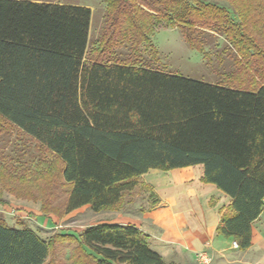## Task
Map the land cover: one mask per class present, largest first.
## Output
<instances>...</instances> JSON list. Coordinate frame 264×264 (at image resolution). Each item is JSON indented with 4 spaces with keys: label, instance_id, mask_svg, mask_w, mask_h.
I'll return each mask as SVG.
<instances>
[{
    "label": "trees",
    "instance_id": "trees-1",
    "mask_svg": "<svg viewBox=\"0 0 264 264\" xmlns=\"http://www.w3.org/2000/svg\"><path fill=\"white\" fill-rule=\"evenodd\" d=\"M107 1L106 33L86 59L89 6L0 0V118L53 158L35 177L50 196L61 189L65 214L115 210L149 170L201 165L203 182L231 199L216 232L245 251L264 209V50L248 23L228 21L226 41L241 58L216 82L113 61L123 41L152 33L144 10L182 30L197 53L198 31L219 32L227 11L199 0ZM61 245L71 247L69 264H166L133 225L42 239L0 218V264H53Z\"/></svg>",
    "mask_w": 264,
    "mask_h": 264
},
{
    "label": "rangeland",
    "instance_id": "rangeland-1",
    "mask_svg": "<svg viewBox=\"0 0 264 264\" xmlns=\"http://www.w3.org/2000/svg\"><path fill=\"white\" fill-rule=\"evenodd\" d=\"M45 1L89 6L92 12L90 42L96 35L103 36L106 33L110 14L107 0ZM199 1L224 8L228 19L227 21L225 17L221 19L223 28L219 32L198 31L196 37L199 38L197 42L200 43L202 53L189 48L183 39L182 30L178 27L144 10L150 16L152 33L144 31V40L136 45L131 40L123 41L112 50L115 54L112 60L129 58V61L138 62L147 68L164 70L170 75L196 77L208 82H216L221 79V76L233 72L235 60L241 58L237 54V48L231 47L226 41L228 21L229 24L234 23L238 26L242 25V22L248 23V35L252 36L264 50V0ZM91 56L88 54L86 59H91ZM242 66H244L243 61ZM258 66L260 68L259 64ZM237 69L242 75V67ZM257 77L258 74L255 78ZM43 159L48 162L54 161L36 146L34 141L0 118V218L7 225H25L40 238L50 239L60 234L77 235L86 227L98 224L105 219V215L92 213L90 209L65 214L66 196L61 194V189L54 190V195L50 196L48 193L53 187L47 185L43 177L38 179L35 177L36 174H40L37 173V170L41 168L38 163ZM55 195H58V198ZM137 196L139 195L125 196L130 210L137 211L139 208L145 209L155 205V198L137 199ZM70 248V245L57 246L54 254H50L47 261L52 260L53 264H69ZM232 252L236 254V250ZM235 258L238 256L236 255ZM242 258H244L243 255ZM210 264H214L212 258Z\"/></svg>",
    "mask_w": 264,
    "mask_h": 264
},
{
    "label": "crops",
    "instance_id": "crops-1",
    "mask_svg": "<svg viewBox=\"0 0 264 264\" xmlns=\"http://www.w3.org/2000/svg\"><path fill=\"white\" fill-rule=\"evenodd\" d=\"M22 1L49 3L45 0ZM77 5L80 6L79 3ZM91 33L92 21L85 58L97 49L101 36L96 35L90 42ZM117 60L120 61V58ZM133 194L139 195L137 199L155 198V205L130 210L125 196ZM230 205L231 199L227 195L214 185L203 182V167L195 165L167 172L149 170L140 176L132 191L123 193L117 209L97 214L105 215L100 223L135 226L147 237L151 250L159 254L166 264H198L199 253L208 254L214 264H264V209L251 224L250 247L238 251L232 248L233 239L216 232L222 215L229 212ZM81 209H89V206L74 211ZM232 250H236V254ZM236 255L239 259L235 258Z\"/></svg>",
    "mask_w": 264,
    "mask_h": 264
},
{
    "label": "built area",
    "instance_id": "built-area-1",
    "mask_svg": "<svg viewBox=\"0 0 264 264\" xmlns=\"http://www.w3.org/2000/svg\"><path fill=\"white\" fill-rule=\"evenodd\" d=\"M232 248L237 249L236 242H234L232 244ZM197 263L198 264H210L211 263V257L206 253H199L197 255Z\"/></svg>",
    "mask_w": 264,
    "mask_h": 264
}]
</instances>
